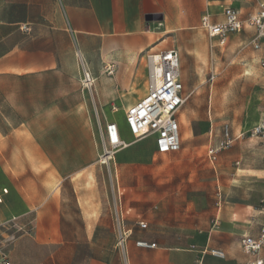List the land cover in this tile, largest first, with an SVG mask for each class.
Returning <instances> with one entry per match:
<instances>
[{"label": "rangeland", "instance_id": "obj_1", "mask_svg": "<svg viewBox=\"0 0 264 264\" xmlns=\"http://www.w3.org/2000/svg\"><path fill=\"white\" fill-rule=\"evenodd\" d=\"M201 2L196 0L191 14L184 16L181 30L154 39L150 36L148 47H135L126 38L106 39L95 62L75 58L63 64L69 67L65 71L21 78L0 75V190L8 188L5 204L0 206V221L4 222L1 254L12 258L24 236L42 234L48 222L38 216L49 194L68 204L70 215L59 223L63 232H75L68 241H77L76 232L93 227L87 218H78L72 206L71 182L82 190V197L95 203L100 216L95 218L90 242L98 250L96 259L111 257L115 264H125V255L117 246L116 203L121 204L125 227L133 231L127 244L135 247L138 240L156 244L154 249L142 250L149 263L170 254L172 264H193L213 218H231L233 213L240 218L247 212L255 217L264 191V151L250 136V129L264 117V67L248 44V33L230 36L219 45L199 28ZM226 2L243 14L252 7L250 0ZM161 21L160 15L145 18L159 33L163 32ZM4 33L0 30V37ZM19 34L22 41L28 37ZM155 46L162 51L177 49L180 54L185 98L179 111L181 132L190 127L194 132L190 145L181 142L178 152L166 155L155 151L151 136L138 141L130 138L125 123L127 109L146 93V59L159 53L153 51ZM7 48L2 46L0 51ZM85 73H91L94 80L91 88L84 85ZM110 121L122 127L130 144L106 167L99 165L97 156L101 131ZM226 123L244 135L211 163L207 149L218 144ZM20 174L23 177L16 181ZM77 174L78 182L70 181ZM16 184L35 190V209L12 222L9 214L15 201L8 200L9 188ZM62 211L67 213L65 207ZM137 220L148 227L140 229ZM213 241L228 243L230 250L237 246L234 239L223 240L218 235ZM62 247L58 244L45 250L27 245L21 249L20 263H79L88 255V248L68 252Z\"/></svg>", "mask_w": 264, "mask_h": 264}, {"label": "crops", "instance_id": "obj_2", "mask_svg": "<svg viewBox=\"0 0 264 264\" xmlns=\"http://www.w3.org/2000/svg\"><path fill=\"white\" fill-rule=\"evenodd\" d=\"M250 2L252 3V7L246 14H243L240 9L227 4L226 0H202L200 4L201 9L199 10V20L201 15L207 12L211 15L212 21L221 22L223 20L222 9L224 7H233L238 10L240 16L245 19L248 15L256 12L259 7V1L250 0ZM195 4L196 0H0V30L6 32L0 37V48L5 45L8 46L7 49L0 51V75H11L14 78H21L38 75L51 70L65 71L68 70L69 67L63 64L68 60L74 62L75 58L80 59L83 63L95 62V56H100L102 40L106 39L118 40L126 38L135 47H148L150 44V36L154 39L167 32L181 30L185 24L184 16L191 14V8L195 7ZM149 15L161 16L163 32H154L155 29L152 30L151 25L146 24L145 18ZM21 24H28L30 32L24 33L20 31L19 26ZM19 32L26 34L28 37L22 41ZM243 33L249 34L248 44L252 48L250 42L254 33L249 28L241 33L231 34L228 38ZM16 34L19 36L17 39H15ZM91 44L93 49H90ZM152 49L154 52L162 51L158 46ZM252 50L257 54L258 63L260 64L261 60L264 59V44L260 50H254L253 48ZM115 68L116 70L120 69L114 67V69ZM88 74L90 77L91 73ZM181 81L183 84L184 80H182V76ZM177 119L180 124L182 142L183 135L181 132L179 113ZM117 126L121 139L128 147L130 142L126 140L124 130L120 125L117 124ZM127 132L129 133L128 129ZM185 132H189L192 139L194 134L192 127H190L189 131L187 130ZM211 134L212 130L210 129V137ZM232 134L237 136L239 134H244V132L235 133L232 131ZM129 136L133 139L130 133ZM152 144H154L153 146L156 151L154 138ZM210 147L211 146L208 148ZM114 163L115 159L112 164ZM77 175L80 176V174ZM22 177L23 175L20 174L16 176L15 179L19 181ZM70 181H77V177L70 178ZM9 191L10 195L8 200L10 201L13 199L15 201V205L12 209L13 211L9 214V220L29 215L35 209L34 189L16 184L9 188ZM81 191L82 190L74 187L73 182H71L70 192L73 197L72 206L78 212V218H87L88 226L93 227L89 230H82L80 233L76 232L77 241H68L69 235L71 234V236H73L75 232H63L60 230L59 226L60 218H68L70 215L68 204H66V200L62 199V197L49 194L48 202L45 203L43 210L40 211L38 216L39 218H45L48 222V226L44 228L42 234L24 236L19 246L13 250L12 258L9 257L12 264H21V249L27 245L34 244L41 246L45 250L51 249L53 245L60 244L63 246L62 248L66 249L68 252L73 249L78 251L79 249L88 248V255H83L79 263L62 261L59 264H115L111 262V257H109L108 261L96 259L98 250H94V246L92 244L90 245V242L95 227L97 226L95 218H100V216L99 214L97 215L95 203L82 197ZM7 194L8 188H2L0 190V206L5 204ZM64 207L67 212L66 214L62 211ZM249 207L252 208L251 206ZM258 207L254 209V212H256L255 217L252 216L251 212H247L244 216L238 213L240 218H234L233 215L235 213H233L231 218H219V216H217L212 219V221L217 219L219 226L217 228H212L210 225L206 229L204 232V245L202 249L205 247L220 249L226 254V258L219 260L207 254L203 256L202 264H241L246 261L247 258L241 252L239 240L243 236L256 235L258 233L263 223V215ZM13 213L18 214L12 215ZM125 213L128 214L129 210H125ZM138 222L141 221L137 220L136 224H138ZM3 223L4 222L0 221V224ZM244 223H249L251 226L244 227L242 226ZM124 229L130 230L131 233L133 232L131 228L125 227V223ZM215 235H218L219 238L223 240L234 239L237 242L235 250H230L228 243L219 244L213 241ZM116 247L115 245L114 249H116ZM142 250L147 249L138 248L136 246L133 247L130 243L127 244L126 241L124 250L122 251L125 255V264H172L170 261L172 259H170V254L160 256L156 263H149L145 257L147 254ZM200 251L197 252L193 263L200 258ZM234 254L238 255V257H234ZM154 255L158 256L157 253H154ZM86 257L88 258V262H86ZM25 258L27 259V257ZM179 258H181V256H179Z\"/></svg>", "mask_w": 264, "mask_h": 264}, {"label": "built area", "instance_id": "obj_3", "mask_svg": "<svg viewBox=\"0 0 264 264\" xmlns=\"http://www.w3.org/2000/svg\"><path fill=\"white\" fill-rule=\"evenodd\" d=\"M257 1H259L257 11L245 19L233 7L222 9L223 20L221 22L212 21L211 15L204 12L200 18V28L211 40H216L219 45H224L229 35L241 33L249 28L254 33L250 42L251 46L254 50H260L264 44V0ZM19 29L24 33L30 32L28 24H21ZM146 63L147 91L140 100L127 109L125 123L134 140L138 141L151 136L154 138L157 153L173 154L178 152L181 147L180 124L177 115L185 102L178 50L172 48L163 50L158 54H150L147 56ZM260 65L264 67V59L261 60ZM111 73L109 71V74ZM85 78L88 79L87 73H85ZM112 110L115 111L114 106H112ZM243 135L234 136L230 125L224 124L220 141L216 146H211L207 150L208 160L211 163L216 161L219 153L231 148L234 142ZM250 136L257 139L264 150V117L250 129ZM126 147L127 144L121 139L117 124L108 122L104 131H101L99 165L109 167L114 161L116 153ZM258 209L263 215V223L258 233L243 236L239 240L241 252L247 258L241 264H264V193L259 201ZM114 218L117 246L123 251L125 243L132 233L130 230L124 229V217L120 203L115 204ZM15 219L12 218L11 221L13 222ZM2 225L0 224V226ZM137 225L142 230L148 227L147 223L142 221L138 222ZM218 226V220L214 219L211 222V227L217 228ZM135 246L142 249H154L156 244L139 240L135 242ZM207 254L219 260L226 258V254L222 250L205 247L200 251V258L195 260L193 264H202L203 256ZM0 264H12V262L8 255L0 253Z\"/></svg>", "mask_w": 264, "mask_h": 264}, {"label": "bare ground", "instance_id": "obj_4", "mask_svg": "<svg viewBox=\"0 0 264 264\" xmlns=\"http://www.w3.org/2000/svg\"><path fill=\"white\" fill-rule=\"evenodd\" d=\"M87 77L88 79L85 78V82H84V85L86 88H91L92 87V84H93V80H91V78L89 77V74L87 73ZM191 136H190V133L189 132H184L183 136H182V142H186L188 143V145H190L191 143ZM89 174V173H88ZM87 176V175H86ZM92 175H89L88 179H92L91 177ZM76 177H79V175H77ZM87 179V180H88ZM92 184V183H91ZM87 185H89V182L87 183Z\"/></svg>", "mask_w": 264, "mask_h": 264}]
</instances>
